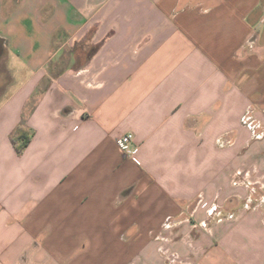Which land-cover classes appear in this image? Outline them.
Wrapping results in <instances>:
<instances>
[{
    "label": "crops",
    "instance_id": "obj_1",
    "mask_svg": "<svg viewBox=\"0 0 264 264\" xmlns=\"http://www.w3.org/2000/svg\"><path fill=\"white\" fill-rule=\"evenodd\" d=\"M0 264H264V0H0Z\"/></svg>",
    "mask_w": 264,
    "mask_h": 264
},
{
    "label": "built area",
    "instance_id": "obj_2",
    "mask_svg": "<svg viewBox=\"0 0 264 264\" xmlns=\"http://www.w3.org/2000/svg\"><path fill=\"white\" fill-rule=\"evenodd\" d=\"M135 136L132 132L125 133L117 139L118 148L137 164H140L138 159L139 147L134 145Z\"/></svg>",
    "mask_w": 264,
    "mask_h": 264
},
{
    "label": "trees",
    "instance_id": "obj_3",
    "mask_svg": "<svg viewBox=\"0 0 264 264\" xmlns=\"http://www.w3.org/2000/svg\"><path fill=\"white\" fill-rule=\"evenodd\" d=\"M31 137V133L28 129H25L23 126H19L13 136L17 150L21 152L29 144ZM19 139H21V142Z\"/></svg>",
    "mask_w": 264,
    "mask_h": 264
}]
</instances>
